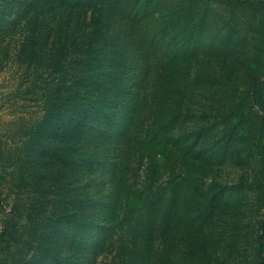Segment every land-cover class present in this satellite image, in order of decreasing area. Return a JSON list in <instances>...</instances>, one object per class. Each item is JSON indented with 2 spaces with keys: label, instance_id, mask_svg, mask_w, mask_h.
Wrapping results in <instances>:
<instances>
[{
  "label": "trees",
  "instance_id": "trees-1",
  "mask_svg": "<svg viewBox=\"0 0 264 264\" xmlns=\"http://www.w3.org/2000/svg\"><path fill=\"white\" fill-rule=\"evenodd\" d=\"M244 6L253 12L246 31L242 15L234 14ZM240 44L248 52L240 51L244 59L252 60L242 85L218 89L219 106L192 105L185 112L191 70L199 63L193 51L223 48L230 55ZM203 66L200 77H213L215 66ZM11 67L17 73L23 68L27 78L15 95L57 110L74 132L79 122L71 110L92 102L102 110L123 109L126 122L106 179L112 190L103 201L104 221L95 220V202L75 183L66 188L71 199L56 195L49 205L45 195L34 201L25 223L17 208L10 209L1 219L0 253H22L32 244V257L52 254L74 264L72 253L79 250L63 256L52 251L59 244L50 240V232L72 218L99 225L78 264H264V0H0V71ZM108 85L116 88L96 95ZM189 112L204 122L196 129L203 142L196 153L192 145L177 147L176 122ZM189 136L184 131L183 140ZM69 150L76 151L65 149L67 162L74 156ZM230 162L251 166V181L208 188L209 168ZM79 199V211L66 213ZM232 201L235 211L248 213L249 225L235 239L231 233L221 255L207 243L209 226ZM177 223L186 231L179 247Z\"/></svg>",
  "mask_w": 264,
  "mask_h": 264
},
{
  "label": "rangeland",
  "instance_id": "rangeland-1",
  "mask_svg": "<svg viewBox=\"0 0 264 264\" xmlns=\"http://www.w3.org/2000/svg\"><path fill=\"white\" fill-rule=\"evenodd\" d=\"M222 8L224 10H220L227 16L233 15L232 8L228 9L224 5ZM250 13L253 12L246 6L234 11V14L242 15V20L245 22L244 31L250 30L249 24H247V20L251 19ZM260 35L257 33L256 38ZM241 46L240 44L237 50L230 55L225 54L227 50L223 48L217 51L208 50L198 55H196V50L193 51L194 59L199 58V63L194 61L191 70L189 95L187 94L183 99L185 112L187 107L192 105L206 110L209 104L219 106V98L216 95L218 89L231 86V82L236 83L235 86L242 85L241 80L246 74L245 71L251 67L252 60L251 57L248 60L244 59L240 51L248 52ZM190 47L193 49V46ZM246 63L248 68L245 67ZM202 64L207 71L212 69L208 66H215L216 73L212 75L213 77H200L197 70L201 68ZM24 71L23 68H20V72L17 73L16 67L0 71V225L2 217L9 215L10 209L16 208L21 214L19 220L21 223H25L29 207L33 205L34 201L45 195L46 201L50 202L49 205L53 203L49 199L53 200L56 195L64 197V199H71L73 194L67 192L66 188L75 185V183L92 197L95 202L94 209L98 211L95 220L99 223L103 222V201L108 200L109 192L112 190L106 181L108 171L113 167L120 152V145L124 141L121 132L126 122L124 110L112 108L102 110L95 106V102L82 108L81 111H79L81 107L77 106L73 108L75 111L71 110L72 116L77 117L76 122H79L74 128L76 130L74 132L70 128V124L60 120L61 116L57 110L48 111L46 110L47 105L44 104L38 106L26 98L29 95H25L26 97L15 95L19 87L24 90L26 86L27 78ZM30 74L34 75L31 72ZM27 77L31 81V76ZM109 87L110 85L96 90V95L109 93L116 88L114 85ZM110 95L112 93L106 97ZM192 119L193 122H191ZM198 119V117L190 115L189 112L186 118L181 117L176 122L177 134L181 136L177 141V147L182 148L180 150H183L188 144L192 145L191 152L192 149H195L192 153H196L203 143L197 139L196 129L203 127L204 122L202 119ZM211 122L212 119L209 123ZM66 128L69 131H66ZM184 131L190 133L189 139L186 141L183 140ZM210 133H213L212 130ZM220 133L216 134V137H219ZM212 139L210 140V150ZM66 148L76 150H69L74 152L73 160L70 162L64 160ZM217 162L219 160H214L213 163L217 164ZM209 169L207 187L214 186L219 191L220 187H233L244 181L250 182L251 176L249 177L248 173L253 172L251 166L239 165L238 162H230ZM212 192L213 190L209 196ZM97 198L98 200H96ZM79 205L80 199L77 204H69L66 213L79 211ZM234 207L235 201H232L227 207V211L223 207L222 211L218 209L215 213L218 216L217 221L214 225L209 226L208 236L211 235L212 243H207L214 246L221 255H225L229 250L227 245L231 243V233L235 234L233 236L235 239L238 229L242 230L245 224L249 225L245 220L248 213L241 210L235 211ZM49 209L52 208L49 207ZM63 220L57 228L50 232L52 243L59 244V248L52 247V251L62 253L64 256L66 253L68 255L72 248H75L79 251L72 253L74 255L73 263L78 264L83 255H88V249L94 242V234L99 225L80 224L72 218ZM191 232V242L194 243L197 241L198 234L195 230ZM67 233L69 234L67 235ZM174 233L176 246L179 247L183 243L186 231L180 223H177ZM32 253V244L28 245V248H24L22 253L2 250L0 264H63L59 260H54L50 256L52 254L39 260L32 257Z\"/></svg>",
  "mask_w": 264,
  "mask_h": 264
}]
</instances>
